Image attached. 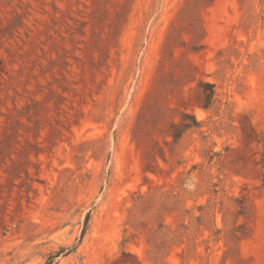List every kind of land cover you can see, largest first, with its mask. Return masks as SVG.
Instances as JSON below:
<instances>
[{
  "label": "rangeland",
  "instance_id": "rangeland-1",
  "mask_svg": "<svg viewBox=\"0 0 264 264\" xmlns=\"http://www.w3.org/2000/svg\"><path fill=\"white\" fill-rule=\"evenodd\" d=\"M50 256L264 264V0H0V264Z\"/></svg>",
  "mask_w": 264,
  "mask_h": 264
},
{
  "label": "trees",
  "instance_id": "trees-1",
  "mask_svg": "<svg viewBox=\"0 0 264 264\" xmlns=\"http://www.w3.org/2000/svg\"><path fill=\"white\" fill-rule=\"evenodd\" d=\"M201 86V85H200ZM202 86H206L207 89H202V93L204 94V101H203V107L208 108L212 103H213V97H214V91L212 89V85L205 83L202 84ZM185 118V115H184ZM199 123L191 117V121L187 122L185 119H183L182 122L179 124H172L171 125V130L172 132L170 133L173 140L177 141L178 139L181 138L182 134L187 130L191 128H198ZM88 218V216H87ZM54 256H50L45 264H51Z\"/></svg>",
  "mask_w": 264,
  "mask_h": 264
}]
</instances>
